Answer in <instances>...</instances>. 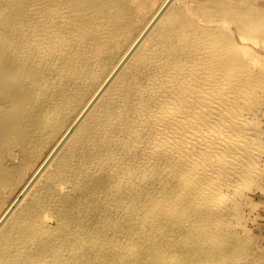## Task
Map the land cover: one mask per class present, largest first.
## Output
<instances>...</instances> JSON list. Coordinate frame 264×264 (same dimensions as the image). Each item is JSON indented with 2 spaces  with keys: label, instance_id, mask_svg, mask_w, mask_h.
I'll return each mask as SVG.
<instances>
[{
  "label": "bare ground",
  "instance_id": "6f19581e",
  "mask_svg": "<svg viewBox=\"0 0 264 264\" xmlns=\"http://www.w3.org/2000/svg\"><path fill=\"white\" fill-rule=\"evenodd\" d=\"M262 60L264 0L1 2L0 264L166 262L153 213L195 234L191 264H225Z\"/></svg>",
  "mask_w": 264,
  "mask_h": 264
},
{
  "label": "rangeland",
  "instance_id": "374dc122",
  "mask_svg": "<svg viewBox=\"0 0 264 264\" xmlns=\"http://www.w3.org/2000/svg\"><path fill=\"white\" fill-rule=\"evenodd\" d=\"M3 1L4 0H0V3ZM261 71H262V79L259 82V85H257V87L255 89V94L257 93L259 95V96H257L258 98L256 100L258 102V105L260 102H262V103H261V105H259L260 109L257 108V106L253 108L254 112L256 111V113H258V114H255V113H253L252 110H250L249 113H248V111H246L243 115V117H246L245 119L250 121V123H248V125H247L248 127L246 126V129L249 127H250L249 129H251V130L253 128H255V130L262 129L261 130L262 134L260 135L261 137H259L260 140L258 139L260 142H262L261 140L263 139V142L261 144L259 143L262 147H259L260 145H257L258 147L256 149H258V150L255 149V151H254V153L259 154L258 155L259 157L256 159L257 160L260 159V160H259V164L258 163L256 164L255 169L252 170L250 173H247L246 176H244V180H242L243 178L242 179L240 178L243 186L241 185V183L238 184L239 187H237L238 188L237 190L242 195L241 201L238 202L239 203L237 206L238 208L235 207V210H234V208L231 209V211L229 212L228 215H226V217L223 216V221L225 222V224L220 225L219 231L221 232V234H219L214 240L217 243L218 242L222 243V245L227 248V250H223L219 254V258L221 260L224 259L225 262L222 261V263H225V264H264V153L262 152L264 149L263 148L264 147V132H263L264 131V60L261 61ZM258 109H259V111L260 110L261 111L259 112ZM252 113H253V115H256L257 118L255 116H253ZM249 118H251V119L253 118V121H251V119H249ZM251 126H252V128H251ZM222 129L224 130V132H228V133L229 132H231V133L235 132V131H233V129H227V128L225 129V127H222ZM228 130H231V131H228ZM245 131H246V133H250V130H248V129ZM241 133H242V131H240V134ZM241 138H243V137H241ZM259 149H261V150H259ZM260 151L262 154L260 153ZM206 166H207V164H206ZM206 171H208V170H206ZM257 171H259V172L257 173ZM251 174H254V176H256V177H259V179L254 178V176H252ZM235 175H236V173H234L231 176V180H234V181L238 180L237 177H239V175H236L237 177ZM248 177H250L251 179ZM245 178H247V179H245ZM253 178L255 179V181L252 180ZM256 179H258L259 181H257ZM235 182H237V181H235ZM240 186H241V188H243V190L240 188ZM221 188L222 187L220 186L219 189H221ZM222 189L226 192L229 190V188H226V187H223ZM173 193H175V192H173ZM181 194H183V192ZM180 198H182V195ZM61 200H62L61 196L58 195L54 204L59 203ZM179 201H177L178 203L176 205H179V203H180ZM248 204H250V205H248ZM240 205H241V207H240ZM156 208L157 209L159 208L158 205L153 209V211H155ZM235 211L237 212V214L235 213ZM151 213H153V212H151ZM235 214L237 216L239 214V216L236 219H235V216H236ZM155 217H156V215H154V213H153V215L152 214L150 215L148 226L145 229V233H148L157 227H159V228L161 227V229L159 230V232L156 231L158 233L155 234V232H154L152 235V243H150V245L148 246V247H150V249L148 250V254L146 255L147 261L151 260L152 258H155L156 253H159V255L162 254L163 256H166L169 251H175V254L172 255V257L168 261L165 260L166 262H164L162 260L161 262H156L155 264H175L176 257L181 258V263H183V264H191L192 262H194V258H193L194 251L192 249H190V247L192 246V243L194 241L195 234H194V237L193 236L188 237L185 234H178V233L171 232L167 225L164 226L161 221L156 222ZM54 218L55 217L51 218L48 221V223H47L48 226L53 227L55 225V219ZM238 218H240V219H238ZM226 220H227V222H226ZM230 222H231V224H230ZM228 224H230L232 228ZM237 224H238V226H237ZM198 225H201V224L197 223L195 225V227ZM233 226H236V227H233ZM221 228L223 231L225 229V231L223 232L221 230ZM232 231H234V233ZM175 236H176V238H175ZM163 238H164V241H162ZM182 238H186V240L184 241L182 246H180V247L173 246V243H176V241H178L179 239H182ZM159 242H162V246L159 245L158 248L153 247V246L158 245ZM199 247L201 250H205L209 247V245H201ZM129 254L130 255L135 254V251L134 250L129 251ZM220 263H221V261H218V260L213 262V264H220Z\"/></svg>",
  "mask_w": 264,
  "mask_h": 264
}]
</instances>
